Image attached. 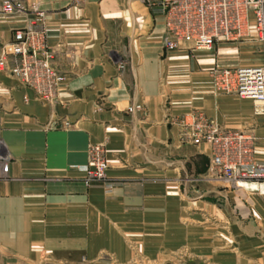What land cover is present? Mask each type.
Here are the masks:
<instances>
[{
  "label": "crops",
  "instance_id": "obj_1",
  "mask_svg": "<svg viewBox=\"0 0 264 264\" xmlns=\"http://www.w3.org/2000/svg\"><path fill=\"white\" fill-rule=\"evenodd\" d=\"M21 1L45 12L63 80L46 103L0 68V264H264V181L209 176L208 145L179 125L197 110L251 129L264 161V112L210 75L264 65L255 34L168 51L163 17L140 0ZM29 17L0 15V47ZM96 142L107 178L87 183Z\"/></svg>",
  "mask_w": 264,
  "mask_h": 264
},
{
  "label": "built area",
  "instance_id": "obj_2",
  "mask_svg": "<svg viewBox=\"0 0 264 264\" xmlns=\"http://www.w3.org/2000/svg\"><path fill=\"white\" fill-rule=\"evenodd\" d=\"M164 20V49L181 45L211 50L218 41H239L252 33L264 44V0H140ZM30 15L27 23L12 32L0 47V68L31 88L34 97L46 103L56 101L63 76L52 64L46 40L45 12L21 0H0V15ZM215 91L252 99L255 113L264 112V65L214 67L210 70ZM141 108L133 101L130 113ZM181 137L204 142L210 149L208 175L233 186L243 181H264V161L255 158L258 137L251 129H229L200 111L192 110L179 120ZM264 146V126L261 137ZM0 138V162L7 161ZM87 183L104 181L107 170L105 145L91 143L83 168Z\"/></svg>",
  "mask_w": 264,
  "mask_h": 264
},
{
  "label": "bare ground",
  "instance_id": "obj_3",
  "mask_svg": "<svg viewBox=\"0 0 264 264\" xmlns=\"http://www.w3.org/2000/svg\"><path fill=\"white\" fill-rule=\"evenodd\" d=\"M188 48V47H187Z\"/></svg>",
  "mask_w": 264,
  "mask_h": 264
}]
</instances>
